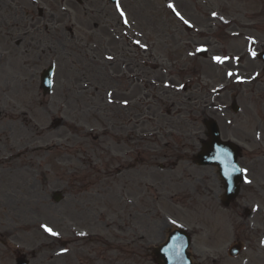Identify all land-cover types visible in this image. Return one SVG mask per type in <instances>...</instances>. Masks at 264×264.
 <instances>
[{"label":"rangeland","instance_id":"1","mask_svg":"<svg viewBox=\"0 0 264 264\" xmlns=\"http://www.w3.org/2000/svg\"><path fill=\"white\" fill-rule=\"evenodd\" d=\"M90 1L91 3L85 4L89 6L85 13L82 5L71 0L66 1V4L51 0H37V2L20 0L18 15L13 22L17 26L14 29L15 39L23 38L24 41L18 47L14 45L12 49L0 48V112L10 110L7 105L18 95H35L38 102L42 101L49 109V116L43 114L47 118L43 126L50 125L52 119L57 117L64 119V125L52 127L49 134L44 136L47 140L43 145L49 143L54 147L49 155L42 149L29 154L15 152L10 160H18L23 164L14 162L15 165H11L8 161L5 164L6 168H14V170L8 173L0 171V210L3 211L0 213V230L3 231L4 226L17 227L14 231V239L10 236H5V239L18 243V246L26 251H34L35 257L32 264H150L145 262L142 254L138 255L142 253L140 246L145 242L141 240L139 232H135L133 228L128 229L129 225H133L129 220V213L136 210L142 212L150 210L155 198L158 199V207L163 211L160 212L161 215H166L164 211H173L168 204L170 203L167 200L168 197L176 201L180 197L192 199L193 206H197L195 209L197 211L214 203L217 205L219 186L214 175L215 171L214 169L211 171V168L189 165L185 169L187 165L185 161L175 169L165 171L154 166L158 162H149L145 167L132 164L129 180L134 205L127 208L118 207L120 197L111 195L119 192V185L112 190L103 184V188L98 187L101 193L98 196L100 200L98 206L91 210L79 209V197L68 184L67 168L72 164L81 165L79 157L89 155L92 152L90 149L98 151L96 155L99 164H108L110 160V143L107 137L109 114L105 101L103 106H99L100 111L96 109L100 99L91 95L90 84L86 90L78 91L79 84L73 77L71 78L72 75L64 74L63 61L68 59L65 53L73 50L74 58L77 59L84 52L82 47L91 44V32L85 29L92 18L99 20V25L107 24L103 27L106 38L98 49H103L102 46L110 43L128 44L129 38L128 40L122 38L124 32L128 31L126 32L128 36L131 32L138 33L143 35L141 45L149 47L146 59L151 63L165 66L170 64L169 60L172 58H179L190 34L186 31V27L171 14L163 0H123L124 7L130 16L128 26L122 25L111 3H107L106 0ZM173 2L186 18L195 22L199 31L206 27L204 13L210 16L212 12L216 15L209 34L201 33V37L202 39L209 37L214 44H216L215 40L219 41L218 49L210 48L207 58L196 55L194 63L199 67H204L206 64L216 67L212 63L211 54L229 53L237 45L235 41L229 45L227 39L222 37L224 26L221 18L227 15L226 20L231 21V24L237 22L241 28H249L254 21L256 15L254 11L257 6L255 0H174ZM39 7L46 11L43 17H39ZM62 9H65L67 20L79 19L81 22V25L77 26V35L82 38L81 41L69 42L60 34V27L51 26L52 14H58ZM86 19L90 20L87 22ZM46 24L49 28H45ZM67 24L70 25V22L67 21ZM115 33L121 35V38H117ZM37 34L38 37H35ZM50 37L56 38V41L51 42ZM39 38L43 40L40 41ZM133 39H136L135 35ZM180 39L186 41L180 42ZM2 40L5 41V39ZM86 51L89 56L94 53L89 47ZM149 54H152V57ZM51 62H55L58 68L54 77L53 92L44 96L40 89V73ZM81 62L83 63V59ZM210 71L212 73L210 76H213L214 72L216 75L224 73L223 70L216 71L213 67H210ZM185 87L190 88V85L186 84ZM246 91H251V88L246 87ZM246 91L244 93H247ZM184 92V90L180 91L179 95ZM8 127L11 141L19 148L38 140L32 132L25 130L21 123L9 124ZM95 137H99L97 141L93 140ZM82 141H92L94 147L85 145L87 151L84 153L80 151L81 149L74 150L73 145ZM194 149L190 148L187 151L191 153ZM158 151L146 148V156L150 160L162 161L165 154H159ZM263 151L264 145L258 147V151L252 146L246 147L247 157L243 161H248L250 155L256 152V155L260 156L259 166L255 172L251 171L250 182L244 185L238 202L219 217L215 230L219 234L221 232L226 234L227 228L228 235L226 234L224 245H214L215 249H212V252L206 251L202 260L203 264H264V222L261 220V214H264ZM54 189L67 192L60 203H55L48 196L49 201L54 203L48 209H37V206L31 209L25 206L27 203L24 202V194L49 195V192ZM126 193L125 191V198ZM142 197H144L143 201ZM15 203H18V207H15ZM245 206L257 211L250 217L242 218ZM190 221H196L198 227L197 216ZM145 222V219L141 221L140 230H143ZM42 225H47L59 235L51 236L45 233ZM237 225L238 228H236ZM245 227L251 228L254 233L247 237L242 254L237 258H231L227 253V247L235 240L238 229ZM194 230L198 236L197 228ZM26 232L29 240H22L25 239L22 236ZM150 236L153 239L161 237V227L154 229ZM157 239L153 242L158 243ZM112 245H114V251ZM128 246L133 255L127 256L124 253ZM214 257L217 258L214 259Z\"/></svg>","mask_w":264,"mask_h":264},{"label":"bare ground","instance_id":"2","mask_svg":"<svg viewBox=\"0 0 264 264\" xmlns=\"http://www.w3.org/2000/svg\"><path fill=\"white\" fill-rule=\"evenodd\" d=\"M11 106L14 110L12 109L10 112L0 114V123L6 125L9 122H21L24 129L32 132L38 138L39 143H41L46 134V129L43 125L47 121L41 110L46 109L42 108L40 110L38 108L33 95H18L17 100H14ZM25 148L26 151L31 149L29 146ZM21 149L11 142L6 127H0V156H2L0 162L5 163L8 153L21 151Z\"/></svg>","mask_w":264,"mask_h":264},{"label":"flooded vegetation","instance_id":"3","mask_svg":"<svg viewBox=\"0 0 264 264\" xmlns=\"http://www.w3.org/2000/svg\"><path fill=\"white\" fill-rule=\"evenodd\" d=\"M91 74L95 80L108 78L109 95H154L157 91L156 86H150L147 83L148 76L145 68L132 63L131 60L122 62L112 60L109 65L97 62L91 69ZM127 74H134V79L142 83L138 91L133 94L129 91L130 79ZM155 79L157 80L156 77Z\"/></svg>","mask_w":264,"mask_h":264},{"label":"snow or ice","instance_id":"4","mask_svg":"<svg viewBox=\"0 0 264 264\" xmlns=\"http://www.w3.org/2000/svg\"><path fill=\"white\" fill-rule=\"evenodd\" d=\"M117 6L119 7V5H117ZM169 7H170V8H173V11H175V8H174L173 5L169 4ZM176 14H177V16H180V13H179V12H177ZM123 15H124V13H123V11L121 10V16H123ZM213 15H215V13H213ZM180 19L183 20V17L180 16ZM125 22H127V21H125ZM184 23L187 24L188 21L185 20ZM137 43H139V42L137 41ZM198 51H206V50H205V49H198ZM109 59H111V57H109ZM213 59H214L217 63H224V61L227 59V57L222 58V57L216 56V57H213ZM229 75H232V73H229ZM43 227H44V230H45L47 233H49V235H51V236H58V235H59L57 232L53 231V229L50 228V227H48L47 225H44ZM65 251H67V250L65 249Z\"/></svg>","mask_w":264,"mask_h":264},{"label":"water","instance_id":"5","mask_svg":"<svg viewBox=\"0 0 264 264\" xmlns=\"http://www.w3.org/2000/svg\"><path fill=\"white\" fill-rule=\"evenodd\" d=\"M225 148V147H224ZM219 149H220V146H218V147H215V149L213 150L214 152H215V154L214 153H212V157H218L219 156ZM224 151H225V149H224ZM223 154V153H222ZM233 160V159H232ZM221 161V160H220ZM224 166L226 165V166H228L227 165V162H225V163H222ZM228 164H229V162H228ZM231 165V164H230ZM226 170H227V167H226ZM225 172V171H224ZM224 175H225V173H224ZM227 176V175H226ZM231 180V179H230ZM172 241V240H171ZM171 241L169 242V243H171ZM174 243V244H173ZM173 243H171L170 245H169V247H170V249L171 250H175V251H178V249H180V246H176V242H175V240H173ZM164 249H168V246H166ZM164 249L161 251L162 252V254H163V256L164 257H166V259H165V263H168V262H170V263H172L173 262V260L172 259H168V257L165 255V253H164ZM183 252H184V250H183ZM176 255H178V253L176 254ZM183 258V257H182Z\"/></svg>","mask_w":264,"mask_h":264}]
</instances>
